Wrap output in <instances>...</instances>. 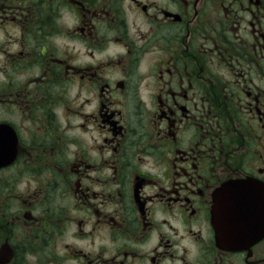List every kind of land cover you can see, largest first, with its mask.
I'll return each mask as SVG.
<instances>
[{
    "label": "flooded vegetation",
    "instance_id": "1",
    "mask_svg": "<svg viewBox=\"0 0 264 264\" xmlns=\"http://www.w3.org/2000/svg\"><path fill=\"white\" fill-rule=\"evenodd\" d=\"M264 0H0V264H264Z\"/></svg>",
    "mask_w": 264,
    "mask_h": 264
},
{
    "label": "water",
    "instance_id": "2",
    "mask_svg": "<svg viewBox=\"0 0 264 264\" xmlns=\"http://www.w3.org/2000/svg\"><path fill=\"white\" fill-rule=\"evenodd\" d=\"M246 184L239 183L222 188L215 198L213 216L223 245L239 248L253 243L264 235V203L262 201V233L253 227V217L246 214Z\"/></svg>",
    "mask_w": 264,
    "mask_h": 264
}]
</instances>
